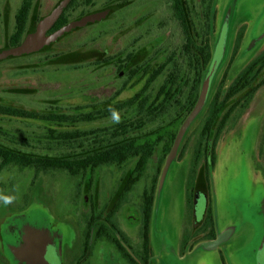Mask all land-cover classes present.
<instances>
[{
	"label": "rangeland",
	"instance_id": "1",
	"mask_svg": "<svg viewBox=\"0 0 264 264\" xmlns=\"http://www.w3.org/2000/svg\"><path fill=\"white\" fill-rule=\"evenodd\" d=\"M70 1L34 0L24 47L18 49L10 40L23 0H0V105L67 115L124 107L112 116L73 125L0 117V146L52 158L114 142L151 141L156 146L140 172L131 157L99 167L92 184L88 172L72 175L0 163V264H144L142 210L153 189L151 264H264V87L223 130L210 170L220 247L194 244L202 241L199 228L208 204L205 161L195 158L204 155L208 144L203 128L215 113L217 95L223 100L239 74L264 52V0H214L211 62L203 72L199 100L191 110L181 103L169 111L159 94L171 66L145 88L153 71L181 47L169 0H80L65 28L51 32ZM189 9L193 27L200 29V0H189ZM136 66L148 75L141 72L129 80L128 72ZM142 93L150 109L127 105ZM157 106L160 110L153 112ZM221 116L212 127L210 146ZM132 123L136 126L129 127ZM63 132L82 137L66 143L59 138ZM132 176L138 179L126 190ZM91 202L100 225L115 204L123 203L117 222L129 238L132 257L105 234L94 233L82 260ZM186 237L193 240L183 246Z\"/></svg>",
	"mask_w": 264,
	"mask_h": 264
},
{
	"label": "trees",
	"instance_id": "2",
	"mask_svg": "<svg viewBox=\"0 0 264 264\" xmlns=\"http://www.w3.org/2000/svg\"><path fill=\"white\" fill-rule=\"evenodd\" d=\"M79 3L80 0H72L50 31L57 32L65 27L69 22L71 13L78 8ZM200 3L203 7V20L201 28L197 29V27H193L190 19L191 13L189 9V0H169L170 21L174 26L175 34L178 36V42H180L181 47L179 51L171 52L166 61L159 68L153 71V73L149 76L145 87L148 89L164 73V71L171 66L167 82L162 87L159 94V101L163 96V101L167 104L164 108L166 111H169L181 103H184V106L188 107L187 110H191L194 106H196L200 97L203 72L211 62L210 23L214 0H200ZM33 6L34 0H23V3L16 15L15 33L10 40L11 47H19L22 45L29 30ZM240 44L241 37L239 36L235 46V54L238 52ZM128 59H132V54L129 55ZM141 72L143 73V77L148 75L147 70H143L142 66L132 68L128 72L129 80L135 79ZM262 87H264V52L256 57V59L247 65V67L239 74L238 78L226 92L223 100L220 98V94H218L213 101L215 113L213 116L209 117L203 128V135L206 137L208 144L206 143L205 145L204 155L201 156V154H196L195 157L198 161H200L203 157V160L205 161V178L208 198L205 218L199 228V233L202 234V241L196 240L194 242L195 245L205 244L206 242L215 243L219 240L214 201L211 192L212 177L210 170L215 167L217 162V146L223 130L239 111L238 109L246 108L248 103ZM236 98H241L242 100L237 101L235 104L228 107V105L232 104ZM241 101L244 102L245 107L241 105ZM127 105H137L139 110L143 111L150 109L147 98H143V93L138 94L134 99L130 100ZM121 107L123 108L124 106L113 107L89 114L67 115L40 114L0 105V117L24 121H49L59 124L73 125L79 122H92L100 118L112 116ZM159 107L160 106L155 107L153 112H158L160 110ZM221 114L222 116L218 122L213 143L210 146L209 139L212 127L219 120ZM135 126L136 124L134 123L133 126L132 123L129 127ZM129 127L126 126L125 129H128ZM119 134H121V132L117 131L115 135L120 136ZM81 137L82 133L79 132H63L59 135V138L66 143L77 141ZM155 146L156 142L151 141H147V143L142 145L137 144L136 141L114 142L112 144L103 145V147L93 148L90 152L85 154L60 158L25 155L13 152L0 146V163L1 165H7L11 162H16L31 169H39L44 172L56 170L67 171L72 175H79L81 173L88 172L89 184H92V177L99 167L114 164L116 162H125L131 157L137 159L138 162L136 163V167L137 171L140 172L143 168H145L148 158L153 155ZM166 146L164 157L169 154L173 144ZM137 179L138 176L136 178H134V176L130 177L126 190L131 189ZM155 201V190L153 189L151 193L146 194L142 210L143 220L141 236L144 251V264H151L148 257L152 254L150 236ZM122 204V202L115 204L106 218V224L100 225L98 223L100 218L95 215V205L91 202V216L87 225L88 230L85 232V236L82 241V260L86 259L88 256L90 247L89 241L94 233H98L97 235L105 234L107 238H110L117 244L122 252H127L130 255L132 246L129 242V238L122 231L117 222V215L120 212ZM188 205L190 212H192V208H190L192 205L191 199L188 200ZM190 238L186 237L184 239L183 246L189 244Z\"/></svg>",
	"mask_w": 264,
	"mask_h": 264
},
{
	"label": "water",
	"instance_id": "3",
	"mask_svg": "<svg viewBox=\"0 0 264 264\" xmlns=\"http://www.w3.org/2000/svg\"><path fill=\"white\" fill-rule=\"evenodd\" d=\"M70 2H71V1H70ZM70 2H69V3H70ZM69 3H68V5H69ZM68 5H67V6H68ZM67 6H66L65 8H67ZM62 14H63V12H60V13H59V15H58V16L56 17V19L54 20L53 24H51L50 29L54 26V24L58 21V19L61 17ZM64 28H65V27H63L62 29H60V30L57 31V32L62 31ZM23 47H24V43H23L22 45H20L18 49H21V48H23ZM218 243H220L219 240H218L217 242H215L214 245L217 246Z\"/></svg>",
	"mask_w": 264,
	"mask_h": 264
},
{
	"label": "crops",
	"instance_id": "4",
	"mask_svg": "<svg viewBox=\"0 0 264 264\" xmlns=\"http://www.w3.org/2000/svg\"><path fill=\"white\" fill-rule=\"evenodd\" d=\"M215 218H216V224H217V231H218V236H219V241H221V239H222V235H221V232H220V230L218 229V223H217V217H216V210H215ZM202 245H204V246H206V244H202ZM219 245V244H218ZM218 245L217 246H215V245H213V246H209V249H217L218 250V248L220 247H218ZM200 246V245H199ZM207 249H208V246H207Z\"/></svg>",
	"mask_w": 264,
	"mask_h": 264
}]
</instances>
